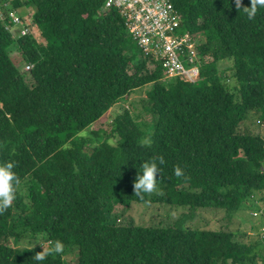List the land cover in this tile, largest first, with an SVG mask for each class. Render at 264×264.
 Returning <instances> with one entry per match:
<instances>
[{
	"label": "trees",
	"instance_id": "trees-1",
	"mask_svg": "<svg viewBox=\"0 0 264 264\" xmlns=\"http://www.w3.org/2000/svg\"><path fill=\"white\" fill-rule=\"evenodd\" d=\"M3 1L34 14L25 35L0 18V163L19 178L0 213V264H37V237L65 245L42 264H264V234L179 224L264 203V136L241 130L251 116L264 127V8L249 20L233 0H172L200 70L192 83L168 78L166 59L146 56L106 0ZM146 86L138 114L123 105L108 133L93 129ZM161 158L158 191L137 196L142 162ZM134 204L187 213L142 226L123 218Z\"/></svg>",
	"mask_w": 264,
	"mask_h": 264
},
{
	"label": "rangeland",
	"instance_id": "rangeland-1",
	"mask_svg": "<svg viewBox=\"0 0 264 264\" xmlns=\"http://www.w3.org/2000/svg\"><path fill=\"white\" fill-rule=\"evenodd\" d=\"M7 4V3H6ZM0 18L5 21L9 20L7 11L5 10V4L0 3ZM21 18V17H20ZM6 28V27H5ZM138 53L139 50H138ZM12 60L21 69L22 72H27L26 65L21 64V56L14 49L10 52ZM151 89V86H146L137 90L127 97V100L120 102L114 106L110 112H108L100 121L94 124V130L103 129L106 133L110 131L111 124L114 120V115L120 112L123 105L129 106L130 103H134L136 106L135 112L138 114L142 108V100L146 98L147 91ZM143 120L147 123L151 122V118L144 115ZM147 129L146 126L143 127ZM242 132H250L254 134H261L264 136V127L260 123L257 117H249L241 127ZM249 205H253L254 208H244L239 212H235L229 219H225L226 213L223 210L215 209H202L197 212H193L191 219L182 218L179 224L191 226L192 228L211 229L217 230L229 226L233 231H241L246 233L251 242L257 241V236L264 234V203L260 202L257 198H251ZM117 207V210H120ZM187 211L183 209H175L169 206H160V204H134L132 209L124 214L126 221L134 220L137 225H151L166 223L170 224L177 221ZM264 256V250L261 252ZM67 255V256H66ZM66 256V257H65ZM70 255L64 254L63 258L67 259Z\"/></svg>",
	"mask_w": 264,
	"mask_h": 264
},
{
	"label": "built area",
	"instance_id": "built-area-1",
	"mask_svg": "<svg viewBox=\"0 0 264 264\" xmlns=\"http://www.w3.org/2000/svg\"><path fill=\"white\" fill-rule=\"evenodd\" d=\"M111 8L119 10L125 26L146 56L162 57L170 63L184 53V43L190 49L193 47L191 36L180 33L182 19L172 0H106L104 9ZM6 11L9 19L7 21L13 23L5 26L6 30H15L17 25L23 24L15 11L10 8ZM28 31L26 26L21 30L23 35ZM178 70L176 75H182L192 83L197 81V69L190 72L181 68Z\"/></svg>",
	"mask_w": 264,
	"mask_h": 264
},
{
	"label": "clouds",
	"instance_id": "clouds-1",
	"mask_svg": "<svg viewBox=\"0 0 264 264\" xmlns=\"http://www.w3.org/2000/svg\"><path fill=\"white\" fill-rule=\"evenodd\" d=\"M233 3L249 20H252L257 15L258 8H264V0H250V6L243 7L242 9L240 8L241 0H233ZM163 163L164 160L162 158L158 163L155 161L142 162L133 185L134 192L137 196L158 191L157 177L160 172L158 164L162 165ZM14 167V162L0 163V213L8 209L16 198V187L19 184V178L13 170ZM174 171L177 176L182 174L181 169L178 167ZM34 243L42 246V251L37 252L32 257L37 264H42L49 255L63 254L65 250L64 243L58 239L47 240V247L40 242L39 237L31 244V248Z\"/></svg>",
	"mask_w": 264,
	"mask_h": 264
},
{
	"label": "bare ground",
	"instance_id": "bare-ground-1",
	"mask_svg": "<svg viewBox=\"0 0 264 264\" xmlns=\"http://www.w3.org/2000/svg\"><path fill=\"white\" fill-rule=\"evenodd\" d=\"M130 33V32H129ZM131 35V34H130ZM132 36V35H131ZM133 37V36H132ZM134 40V38H133ZM135 41V40H134ZM185 44H183L184 46V53L183 54H180L178 55L173 61H171L170 63H167L166 62V65L168 67V78H172V77H178L180 78L181 80H184V81H187V82H192V81H189L187 79L184 78V76L182 75H176V72H178L179 68L185 70V72H190L192 71L193 69H197L198 70V77L196 80L199 79L200 77V70H199V67L198 65L196 64L197 60H196V57L194 56V54H192L191 56L189 57H186L185 56ZM140 48V47H139ZM141 49V48H140ZM142 50V49H141Z\"/></svg>",
	"mask_w": 264,
	"mask_h": 264
},
{
	"label": "crops",
	"instance_id": "crops-1",
	"mask_svg": "<svg viewBox=\"0 0 264 264\" xmlns=\"http://www.w3.org/2000/svg\"><path fill=\"white\" fill-rule=\"evenodd\" d=\"M2 1L3 0H0V2H2ZM10 9L15 11L17 13V15L21 17V19H22V21L26 27H28V25L31 24L32 17L34 14V10L30 6L21 7L18 9H15L14 7H10ZM1 22L3 23V21H1ZM14 51H16V50L14 49Z\"/></svg>",
	"mask_w": 264,
	"mask_h": 264
}]
</instances>
